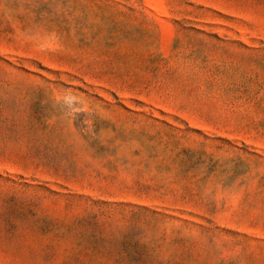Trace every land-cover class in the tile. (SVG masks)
Returning <instances> with one entry per match:
<instances>
[{"label": "rangeland", "instance_id": "obj_1", "mask_svg": "<svg viewBox=\"0 0 264 264\" xmlns=\"http://www.w3.org/2000/svg\"><path fill=\"white\" fill-rule=\"evenodd\" d=\"M0 264H264V0H0Z\"/></svg>", "mask_w": 264, "mask_h": 264}]
</instances>
